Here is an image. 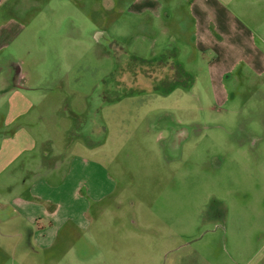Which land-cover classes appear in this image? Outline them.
Here are the masks:
<instances>
[{
	"label": "rangeland",
	"instance_id": "1",
	"mask_svg": "<svg viewBox=\"0 0 264 264\" xmlns=\"http://www.w3.org/2000/svg\"><path fill=\"white\" fill-rule=\"evenodd\" d=\"M71 1L40 0L30 15L27 2L22 16L8 11L21 27L0 50V92L7 78L12 90L65 95L70 137L82 119L84 138L63 145L67 156L88 159L89 172L110 181L99 201L85 195L87 181V221L67 224L43 250L11 212L17 193L4 190L26 186L21 172L0 177V264H256L264 250V0L202 2L220 33L201 36V48L197 34V50L194 35L177 32L182 7L194 22L189 2H160L167 19ZM258 54L263 63L254 67ZM51 95L33 109L50 123L61 99ZM4 104L0 95V122ZM95 123L103 137L87 138ZM36 145L34 156L53 152ZM251 171H260V186Z\"/></svg>",
	"mask_w": 264,
	"mask_h": 264
},
{
	"label": "crops",
	"instance_id": "2",
	"mask_svg": "<svg viewBox=\"0 0 264 264\" xmlns=\"http://www.w3.org/2000/svg\"><path fill=\"white\" fill-rule=\"evenodd\" d=\"M40 0H0V50L9 46L13 43L17 37V30L21 26L16 24L12 19L8 20L9 10L15 12V16H22L25 7L21 8V3H29L27 7L29 15L31 13H36L35 8L38 7ZM71 1V0H68ZM83 1V0H81ZM94 2H101L102 4L107 3L108 11L114 12L118 11L117 17H144L150 14L156 18H167L168 14H163L161 10L160 2H189L190 17L194 19V22H186L187 15H184V7L181 8L180 18L184 20H179L177 24V32L180 35H194L193 45L194 49L197 50L199 47H204L201 43V36L206 41L214 38L213 35L220 33L219 31H214L211 27L212 21L205 15V12L201 8L202 2H209L208 0H92ZM72 2V1H71ZM113 4V9L109 5ZM122 3H129L127 8H124ZM98 5V4H97ZM97 5L95 10H97ZM110 9V10H109ZM121 11H126L121 12ZM52 13V12H51ZM50 14V13H49ZM186 22V23H185ZM185 23V24H184ZM199 35L196 46V35ZM218 45V42H214ZM211 48L213 50L215 49ZM167 46L164 47V49ZM170 47V45H169ZM260 54V53H259ZM256 56H261V55ZM253 56L251 58V63L254 67H261L263 63L262 57ZM259 59V64L258 60ZM220 63H214L211 68V74L213 73L214 79L218 78L217 73L221 72ZM6 84V90L0 92L4 100V106L6 107V120L0 122V177L6 174L8 171L12 172L17 170L21 172L23 181H25L26 186H22V189L13 188V190L4 187L7 194L17 193L12 198L9 207L12 213L17 212V216H21L26 224L28 225L31 239H34L43 250L49 247L62 233L66 231L67 224H75L83 226L85 224L86 215L89 211L90 205L88 204L85 197L81 195L82 188L86 185L87 181L89 184L86 196H89L92 200L99 201L104 196L105 191L101 190V186L105 185L110 178L106 177L103 172L96 171L90 173L89 170L93 165L88 159L82 158L81 155H76L75 158L72 155L67 156L68 151L63 148L65 144L74 142L83 138V123L82 119L78 122V127L76 128V135L74 138L70 137L71 131V120L68 121V112L65 111L67 107V100L65 95L55 96L53 93H41L37 87L30 89L28 95L25 90L20 89L21 85L18 84V89H9L10 81L7 78L2 80ZM16 82H19L17 80ZM1 89H3L1 87ZM23 92H21L20 90ZM38 90V91H37ZM52 94V95H51ZM52 97V99L58 100L55 102L56 106L53 107L49 114H54L53 122L43 121L44 117H40L37 113L35 116L34 100L37 103H41L43 99ZM58 97V98H57ZM65 100V101H64ZM82 113V110H78ZM44 114H48L47 111H42ZM79 118V117H77ZM105 128H99L97 123H95L91 136L87 138L104 135ZM86 135V133H85ZM93 135V136H92ZM70 137V138H69ZM86 137V136H85ZM106 137V136H105ZM91 140V139H90ZM46 142L53 148V152H43L44 157L34 156L36 144L38 142ZM80 141H77V143ZM62 153L64 156L51 159L50 162H44L43 159H48L52 154ZM60 156V155H59ZM23 159L20 161V159ZM18 165H16V163ZM8 174V173H7ZM7 174L4 175L3 179ZM88 174L91 175V181H89ZM249 178L255 179L256 185L260 186V171L248 172ZM260 188V187H259ZM113 188L110 189V192ZM9 192V193H8ZM10 197V198H11ZM260 207V193L257 192V203ZM8 215V214H7ZM8 219L4 220L5 225L13 219L10 215ZM260 218V214H259ZM259 233V232H258ZM21 236L22 232L19 233ZM43 253V252H42ZM50 253V252H45ZM259 261L256 264H264V250H259L256 253Z\"/></svg>",
	"mask_w": 264,
	"mask_h": 264
}]
</instances>
